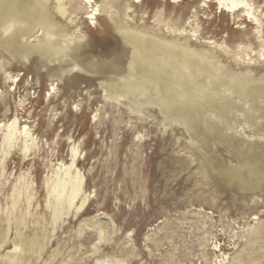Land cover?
<instances>
[{
	"label": "rangeland",
	"instance_id": "obj_1",
	"mask_svg": "<svg viewBox=\"0 0 264 264\" xmlns=\"http://www.w3.org/2000/svg\"><path fill=\"white\" fill-rule=\"evenodd\" d=\"M90 1L61 18L42 0L54 28L0 47V143L18 132L0 264H264V184L210 168L264 177V0H245L257 26L215 0ZM73 154L86 201L54 213L47 183Z\"/></svg>",
	"mask_w": 264,
	"mask_h": 264
},
{
	"label": "bare ground",
	"instance_id": "obj_2",
	"mask_svg": "<svg viewBox=\"0 0 264 264\" xmlns=\"http://www.w3.org/2000/svg\"><path fill=\"white\" fill-rule=\"evenodd\" d=\"M178 1L179 0H174L175 3ZM55 2L56 4L55 6H53L54 12L55 14L63 18L65 16L66 9L61 3V0H55ZM83 2L85 4H90L91 1L83 0ZM215 3H217V5H219L223 10H226L227 12H236L243 9L245 10V16L249 17V19H252L253 26H257L259 24L258 19L254 17V13L251 11L250 5L245 0H215ZM96 15L97 13L93 9L89 12V14H87L85 19L91 21L90 24H92V20L96 18ZM38 28H42L44 30H50L54 28V22L52 21V18L48 15V8H46L42 4V0H0V32L4 33V35L6 33L10 35L9 38L7 37L1 40L2 42L0 44V47L1 49H3V51L13 49L12 47L14 46V39H16V37L18 38L20 36H27L30 32ZM260 38H262V35L258 37V39ZM259 42L263 43L264 40ZM133 43L136 44V41ZM6 75L5 76L7 80L13 83L15 79L11 77L10 74L6 73ZM180 83L182 84L183 88L189 86L188 83L184 81L183 77H180ZM198 84L197 82L195 83L197 91L199 92L200 87ZM211 85L214 87L213 84ZM212 86L211 88H209V90L216 89L212 88ZM201 89L203 90V88ZM200 101L201 100L196 99L190 100V102L195 108L201 110L202 108ZM16 127L17 126L15 122H11L10 124L6 125L7 132L3 137L2 142L0 143V163L4 162V160L7 158V155L13 146V142L15 141V139H17L16 135L18 132L16 130ZM21 133L22 132H20V135ZM70 162L71 163L69 165H60V170L62 171L63 176H55V179L52 182L47 183L48 198L53 200L54 213L60 210L63 204H66L70 208L72 206H75V204H78V202L80 201V205L77 208L78 212L84 206V203L86 201V199H80L81 193L83 192V184L79 173L76 172L74 154L71 156ZM250 166L251 165H247L246 163L241 162L237 164L236 168L229 169L224 167L223 165L215 166L210 164V168L217 170L219 174L225 178V182L229 186H235L243 191L257 190L258 188H261L264 184V177H260L261 174L258 175L257 173H255L254 169H252ZM214 170L212 171L215 172ZM249 177L252 179H250Z\"/></svg>",
	"mask_w": 264,
	"mask_h": 264
}]
</instances>
